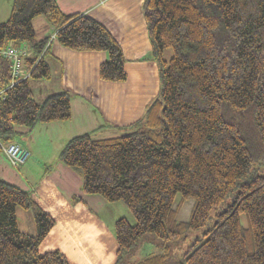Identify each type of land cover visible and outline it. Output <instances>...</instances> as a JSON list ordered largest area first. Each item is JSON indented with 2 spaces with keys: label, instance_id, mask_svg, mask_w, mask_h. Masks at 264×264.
<instances>
[{
  "label": "trees",
  "instance_id": "1",
  "mask_svg": "<svg viewBox=\"0 0 264 264\" xmlns=\"http://www.w3.org/2000/svg\"><path fill=\"white\" fill-rule=\"evenodd\" d=\"M142 11L150 55L140 61L156 63L158 95L142 117L119 126L126 134L73 137L58 162L80 176L85 195L120 202L135 218L134 225L116 221L114 264H264V0H145ZM38 17L49 22L62 47L108 53L99 66L101 81L128 80L125 52L102 22L66 14L57 0H13L0 23V48L26 45L24 68L31 77L0 99L3 154L2 145L31 135L37 125L72 119L67 90L42 102L34 98L31 81L52 77L54 41L38 39ZM10 83L8 61L1 58L0 89ZM188 200H194L190 218L181 221ZM19 208L33 212L35 234L20 230ZM56 224L32 191L0 178V264H70L59 250L40 251ZM205 227L204 237L185 251L170 252ZM147 241L165 253L134 260Z\"/></svg>",
  "mask_w": 264,
  "mask_h": 264
},
{
  "label": "crops",
  "instance_id": "2",
  "mask_svg": "<svg viewBox=\"0 0 264 264\" xmlns=\"http://www.w3.org/2000/svg\"><path fill=\"white\" fill-rule=\"evenodd\" d=\"M110 1L112 0H57L61 10L66 14H88L102 22L116 37L124 52L125 45L122 40L130 42L128 44L132 45L131 57L125 53L128 59L126 65L128 80L124 83H112L99 79V66L109 58L106 52H72L60 44L55 46L51 42L49 64L57 66L59 63L62 66L61 91L67 90L72 93L73 115L72 119L67 122L37 125L30 135V148H26L31 153L29 160L35 158L39 166L43 167V173L36 170L30 173L29 180L33 197L57 221L55 228L42 243L40 251L46 253L59 250L66 255L70 264H114L117 247L116 221L120 218H127L132 225L135 224L131 214L122 203H107L101 196L85 195L82 191L80 176L63 163L58 162L59 153L70 139L87 132L100 130V116L96 107L106 117L104 118L107 120L108 127L132 124L143 116L147 107L139 105L134 114H132L133 110L131 113L127 111V114L124 111L126 106L124 100L115 96V91L119 95H126L127 88H124L130 81L129 66H134V71L140 79L145 75L148 77L155 75L158 68L156 63L151 61H140L146 46H144L145 42L138 41L133 29L128 33L126 31L128 36L123 38L119 37L118 32L110 25L111 21L109 22L107 18V7H104ZM37 19L33 21L34 28ZM138 82H136L137 85H139ZM109 90L112 92V97ZM47 96L49 95H44L42 101ZM122 111L124 116H122ZM116 113L121 115L118 116ZM133 116L137 118L130 119ZM38 131L45 132L46 136L51 134V137L49 136L50 148L34 146L33 141ZM52 147L54 151L51 155L48 154V149ZM50 165L54 166L53 169L45 174L44 167ZM74 196L82 198L84 202L74 204L72 201ZM106 240L110 242V246H106Z\"/></svg>",
  "mask_w": 264,
  "mask_h": 264
},
{
  "label": "rangeland",
  "instance_id": "3",
  "mask_svg": "<svg viewBox=\"0 0 264 264\" xmlns=\"http://www.w3.org/2000/svg\"><path fill=\"white\" fill-rule=\"evenodd\" d=\"M144 1L145 0H112L106 6H104V7H107V11H108L107 18H109L108 19L109 22L111 21L110 25H112V27H114V29L118 32L119 37L122 36L123 38L124 37L127 38L128 35L126 34V31L128 33L129 30L132 31L133 29L136 34V37H138V41L145 42L144 46H146V48H145V52L142 55V57H146L144 55H150V41H149L147 27L144 21L143 11H142V6H143ZM12 2L13 0H0V23L7 21V19L9 18L10 13H11ZM109 6L111 8H108ZM37 20L38 21H35L36 22L35 31H36V35L38 39H43L46 37L51 38L55 31L51 27L49 22L44 17H38ZM50 41H53V40L51 39ZM122 43L123 45H125L126 55L128 57H131L130 50L132 49V45L128 44L130 42H124L123 40H122ZM53 44L57 46L59 43L57 40H54ZM147 47H149V49ZM67 50L72 51L70 49H67ZM172 56H173V50L172 49L167 50L165 53L166 59L169 60ZM145 61L153 62L152 60H145ZM61 70H62V66L59 65V63H57V66H52L51 79L31 81L34 98L36 99L37 102L42 101L43 99L42 97H44V95L50 96L52 94H56L61 91V84H60ZM129 71H130L129 72L130 81L128 85L124 88V89L127 88L126 95L125 94H123V96L119 95L116 91L114 93L116 94L115 95L116 97H120L119 99H121L122 101L124 100V104H126V106L120 105L121 107L125 106L124 111L126 113L127 111L131 113V110H133L132 114H134L138 110L137 106L138 107L139 105L147 106L158 95L160 91V79H159L158 71L157 72L155 71L156 76L150 75L149 76L150 78H149L148 76L145 75V77L141 79H140V76H137V73L134 71V66H129ZM137 81H139L138 82L139 85L136 84ZM109 91L112 97V92L111 90ZM107 109L108 111H110L109 107H107ZM96 110L100 116L101 124L99 125H101V127H99L100 130H96L93 133V137L95 139L114 138V137H118V136H121L127 133V131L120 128L119 126L118 127H108L107 126L108 123H107V120L105 119L106 117L104 116V114L102 115L99 109H97V107H96ZM120 111H121V108H120ZM122 113H123L122 116H124L123 111ZM119 114L120 113H116V115L118 116ZM135 117L136 116H133L130 119L133 120L135 119ZM96 127L97 126H95V128ZM49 136L51 137V134H47L46 136L45 132L38 131V135L33 141V144L35 143L34 146L36 145H37L36 147L46 146L50 148L51 144H50ZM14 143H18L22 147H25V148H30L29 147L31 145L30 135L29 136H18L15 138ZM53 151H54L53 147L50 150L48 149V154L52 155ZM30 157H31V153H30ZM29 158L27 159L28 162L26 161L27 163L25 162L19 168H15L8 161L5 154L0 152V178L4 179L10 184H13L25 190L31 191L32 187L30 185V180H29L30 173L32 170H36L39 173H43V167L39 166L35 158H31L30 160ZM179 201H180V196L178 195L176 198V203H179ZM193 205H194V200H188L184 202V204L181 207L179 216H178L179 220L181 221L189 220ZM17 215H18L20 230L24 233L35 234L36 226H35L33 212L31 210L27 211L22 208H19ZM131 218L132 220L134 219L135 221V218L133 217L132 214H131ZM206 229L207 227H205L204 229L192 232L188 240L185 243H177L170 252L180 253V252L185 251L186 247L192 244L196 239L204 237L203 234ZM106 246H110V242L108 240H106ZM163 253H165V250L161 246L156 245L154 242L147 241V242L142 243L141 247L139 248L136 255L134 256V260H141L150 255H157V254H163Z\"/></svg>",
  "mask_w": 264,
  "mask_h": 264
},
{
  "label": "built area",
  "instance_id": "4",
  "mask_svg": "<svg viewBox=\"0 0 264 264\" xmlns=\"http://www.w3.org/2000/svg\"><path fill=\"white\" fill-rule=\"evenodd\" d=\"M51 39H55V34L52 35ZM29 55L30 51L26 45L14 46L11 44L6 48H0V59L4 58L8 61L11 74L10 85L6 89H0V99L4 98L6 90L31 77V72H27L24 68V60ZM2 148L6 158L15 168H19L30 157L29 150L17 143L2 145Z\"/></svg>",
  "mask_w": 264,
  "mask_h": 264
}]
</instances>
